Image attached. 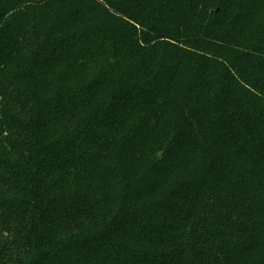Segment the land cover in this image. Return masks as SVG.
Wrapping results in <instances>:
<instances>
[{"label": "trees", "instance_id": "1", "mask_svg": "<svg viewBox=\"0 0 264 264\" xmlns=\"http://www.w3.org/2000/svg\"><path fill=\"white\" fill-rule=\"evenodd\" d=\"M0 264H264V0H0Z\"/></svg>", "mask_w": 264, "mask_h": 264}, {"label": "rangeland", "instance_id": "2", "mask_svg": "<svg viewBox=\"0 0 264 264\" xmlns=\"http://www.w3.org/2000/svg\"><path fill=\"white\" fill-rule=\"evenodd\" d=\"M248 89H249V87H248Z\"/></svg>", "mask_w": 264, "mask_h": 264}]
</instances>
